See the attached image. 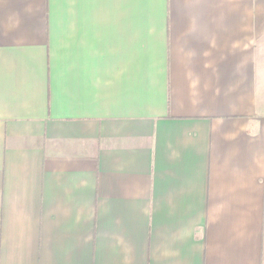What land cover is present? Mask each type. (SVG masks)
<instances>
[{
  "label": "crops",
  "instance_id": "0c3cea01",
  "mask_svg": "<svg viewBox=\"0 0 264 264\" xmlns=\"http://www.w3.org/2000/svg\"><path fill=\"white\" fill-rule=\"evenodd\" d=\"M0 264H264V0H0Z\"/></svg>",
  "mask_w": 264,
  "mask_h": 264
}]
</instances>
